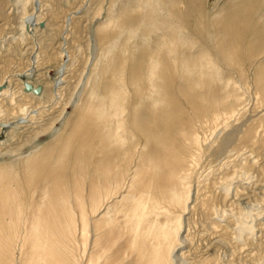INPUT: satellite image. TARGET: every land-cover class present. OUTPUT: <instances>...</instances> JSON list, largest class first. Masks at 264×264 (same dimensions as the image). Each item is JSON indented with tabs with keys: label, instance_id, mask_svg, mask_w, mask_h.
I'll return each instance as SVG.
<instances>
[{
	"label": "bare ground",
	"instance_id": "1",
	"mask_svg": "<svg viewBox=\"0 0 264 264\" xmlns=\"http://www.w3.org/2000/svg\"><path fill=\"white\" fill-rule=\"evenodd\" d=\"M141 1L138 10L143 14L136 21L142 25L149 43L132 44L129 35L120 42L116 26L111 28V33L96 28L109 46L107 51L103 49L102 62L97 60L102 64L96 83L81 105L76 104L78 101L74 103L76 112L73 118H67L68 128L64 126L63 130L62 125L54 128L51 140L41 141L35 151L25 155L19 170L0 163V264H216L223 261L212 260L206 248L203 251L207 256L204 253L205 256L198 260H194V256L187 259L190 250L186 248H192L189 245L193 242L186 225L198 224L194 222V215L197 211L203 212L201 204L206 206L208 202V197H201V187H205L203 182H206L210 188L211 181L206 173L210 174L211 170L204 172L208 162L204 166L203 163L220 137H216V132H225L229 121L243 112L245 104L241 103L244 99L233 84L234 79L223 77L222 68L209 51L211 48L198 43L193 33L198 30L197 26L191 32L186 22L176 21L177 10L185 11L179 8L180 0ZM251 3L247 0L246 6ZM114 9L112 12L118 11L120 16V9ZM162 9L169 11L165 13L170 16L161 17L158 11L163 13ZM242 9L248 11L247 7ZM258 14L253 15L251 22L259 20ZM185 16L182 18H188ZM33 18L29 17V20L33 21ZM123 23L130 22L126 19ZM233 23L228 25L229 31L242 25V22ZM224 27L227 30V25ZM220 31L206 33L207 38H227L226 32ZM258 31V44L264 45V13ZM240 36L237 34V39ZM224 43L220 40L216 45L222 49L217 52H221L219 55L222 54L230 67L234 64V54ZM255 60L260 75V82H255L261 86L259 89L256 85V88L260 90L258 94L264 96V59L260 55ZM96 72L92 70L89 74L97 75ZM4 85L0 84L2 93L7 90ZM29 91L37 97L43 93L39 89ZM180 100L189 104L190 111ZM24 108L20 111L24 112ZM261 132L254 130L256 135ZM256 135L255 138H259ZM234 136L229 132L222 144L227 146ZM254 136L249 131L245 142ZM241 149L235 148L233 155H228L229 152L228 159H231H225L227 163L221 165V169L230 168L243 154L246 155ZM238 164L240 171L233 167L234 175H226L215 185L212 182L223 189L218 194L223 195L224 191L231 194V186L238 190L245 188L242 185L245 180H250L249 171L255 162L247 164L250 168L246 161ZM195 182L196 188L193 187ZM257 189L264 192L263 187ZM224 196L222 200L230 199L228 195ZM210 198L213 197L210 195ZM227 199L223 201V210L220 209L222 206H212L209 199V213L216 215L218 225L200 217L203 223L198 224L197 230L210 233L208 239L213 245L221 244L226 235H232L233 242L236 239L240 244L244 237L247 242L246 237L254 234L255 223L251 225L247 221L251 211L227 209L228 205H224ZM234 201L231 202L239 205V201ZM231 202L229 208L233 205ZM230 217L235 218L234 232L227 228ZM260 218L258 223H261ZM222 221L228 222L227 225ZM228 244L230 246V242ZM227 254L231 256L230 252ZM232 261L229 259L230 263Z\"/></svg>",
	"mask_w": 264,
	"mask_h": 264
},
{
	"label": "rangeland",
	"instance_id": "2",
	"mask_svg": "<svg viewBox=\"0 0 264 264\" xmlns=\"http://www.w3.org/2000/svg\"><path fill=\"white\" fill-rule=\"evenodd\" d=\"M130 1H132V4H128ZM248 1L252 2L250 6H246L247 0H194V2L193 0H180L181 3L179 4V8L185 9V11L181 10L179 12L177 10V13L174 14L176 21L179 20L180 22L182 20L180 24L186 22L185 24L187 27H189V29L191 28V32L192 28L197 26L196 28H198V30L194 31L193 33L195 34V38L198 39V43H200L202 46L207 44V49L211 48L209 51L211 52V55L214 56V60L217 62V64L222 68L224 73L223 77L226 79L231 78L232 80L234 79V81H236L235 83L233 81V84L236 86L237 91H239L243 96L244 100L242 99L243 102L241 104H245V109H243V112L235 117L236 119L234 118V121H229V128H224L225 132H227L226 134H224L225 132L223 130H221L219 134L216 132L218 135H216V137L218 138L220 136L219 139H217L218 143L216 142L213 149L209 151L207 155L208 158L205 160L206 162L203 161V166L207 162L209 163L207 164L210 166L209 167L206 164L209 168H206V165L205 168H203L205 169L204 172H208V169L211 170V175L206 173L209 175L208 178H210L209 180L211 181V184L209 181H207L208 184L211 185L209 186L207 184L210 188L206 186V182L203 183L205 184V187L209 189L208 191L212 192L210 193L207 191V189H205V187H201V197L202 199L208 197V202L205 201L207 202L205 203L206 206L200 203L203 206H201L200 210L202 208L204 210L203 212L197 213V211L195 213L197 215H194V222L202 224L203 222L200 219L201 217L205 222L208 221L213 223V225H218L216 223V215L209 213L211 212L209 209L211 208L209 199L212 202V206L214 205L215 207L217 205V208L222 206L220 209L223 210V201L227 199L225 198L222 200L225 194L224 197H227L228 195V198H230L229 200L227 199L228 201L224 202L225 206H229V202H233V200H236L234 203H238L239 201V205L233 204L231 202L233 207L230 206L229 208L227 206V209L232 208L235 211H244V208H246L247 210L244 212L250 213L251 211V216L250 214L248 215L249 217H247V219H249L247 221L251 225L255 223L253 225L255 226L254 234H251L254 237L249 236L250 238L252 237L251 241L249 237H246L247 242H245L246 240L244 237V240L239 241L240 244H238L236 242L237 240L235 239V242L237 243L236 244L233 242L234 239L232 238V235H223L224 241L221 242V244L225 243L223 244L224 246H222L220 243H215L214 245L213 243H210L208 239L210 233H199L197 230L199 228L198 224H192L191 226L186 225V229L189 232V238L192 240L191 242H193L189 245L192 248H186L187 250H190V254L187 257V259L189 258L190 260L193 256L194 260H198L202 256H205L207 252H209L208 254L212 256V260L217 261L218 259H223L224 262L219 261L216 262V264H221V262L222 264H264V192H261V190L257 189L258 187H263L264 190V142H262L263 145L259 144L260 141H264V136L261 137L264 135V96H262V94H258L261 86H259L260 75L257 71V60H255L256 57L260 55H262V58L264 59V45H260L261 43L258 44V26L264 13V0ZM140 2L142 1L0 0V84L4 83V87L7 89L6 93H2L0 91V163L13 165L15 166V169L20 168L19 164L25 155H28L30 151H35V147H37L39 143L42 144V142H48L51 140V133L53 132L54 128L61 127V125L63 130L65 127L68 128L67 126L69 123L67 122L69 120H67V118H73L75 116L73 114L76 112V105L74 103L78 101L76 104L81 105L83 99L85 100V98L88 96L93 84L96 83L95 80L99 74L98 71H101V66L99 65L103 60V52L105 49V51H107L109 46V43L107 42L106 44V40L104 42V38L98 34V28L104 32L111 33L113 32L111 31V28L116 26L118 30L116 33H118L120 36V42L126 37V35H129L132 44L137 45L142 42L149 43L147 36H144V29L142 28V25L137 24L138 21H136V19L143 14L142 10H138ZM201 6L203 7L202 9ZM239 7L240 9H238ZM246 7L248 9L247 12L243 11L242 9ZM113 8H115L114 10H116V8L120 9V16L118 15V11L112 12ZM241 9L242 11H239ZM163 11L164 9H162V12ZM165 12L159 13L158 11V14L163 18L166 15V17L170 16ZM256 12L259 13L256 18H260L257 21L254 20L251 22L253 20L251 18H253V15H255ZM116 15L117 18L115 17ZM185 15H187L188 18L184 19L186 17ZM32 16L34 17L33 21L29 20V17ZM182 16L184 18H182ZM107 17L112 19L108 20ZM126 19L129 20L130 25L128 23L127 25L123 23V21ZM240 19H242V21H240ZM241 22V27H237L240 31L237 28L231 29L229 31V24L233 23L238 25ZM226 25L227 30L224 27ZM218 30H223L226 32L227 36L225 37L227 38L224 39V36L221 35L222 33H217V35L223 36L220 38L218 37V40L216 38L217 36H214L211 39L207 38L206 33H216ZM237 34L241 35L238 39ZM222 39H224L226 42L224 45L227 46L228 50L234 54V64L231 63L230 67L227 66L228 62L226 59H223L224 57L221 56L222 54L219 55L221 52H217V49L219 51L222 50L216 47L220 40L221 42H224ZM248 50H253L254 52L251 54L248 52ZM97 60H100L101 62ZM92 70L94 73L97 71L96 74H98H92L93 76L89 74L92 72ZM244 76L247 77L245 78ZM255 80L259 82L256 81V84ZM24 83H26V85ZM256 85L259 87V89L258 87L256 88ZM30 89L32 91L39 89L40 92L42 91L41 89H43L44 91H42L43 93L40 97H37L35 93L29 91ZM86 89L87 92H84ZM181 103L183 107L185 106L186 110L190 111L188 103L184 101H181ZM21 106L26 107L24 108V112L23 110L20 111L23 108ZM22 115L23 118H21ZM51 127L53 129H51ZM251 127H257L254 129L256 133L263 130L261 132L263 134L259 133L256 135L254 130H251ZM221 128L223 127H220V129ZM247 131H250L253 136L259 135L260 140H258V137L255 138L254 136L252 139H256V141L251 139L252 141H247L249 143L245 142L244 138L248 134ZM229 132L232 136L235 135L233 140L234 142H227V146H224L222 144V140L226 138ZM36 134L37 136H35ZM37 139L40 140L38 141ZM247 146H250L251 148ZM237 147L242 148L241 150L246 153V155L243 154L241 159H239L240 161L238 160L239 162L237 161L235 165H232L230 168L221 169V165H224L227 163V161H230L231 158L228 159V155H233L234 149ZM250 150H253V152ZM229 152L230 154H228ZM230 157H233L234 159V156ZM242 161H246V165L249 164V162H251V164L255 162V165L252 167L247 165L249 166L248 168L251 167L249 171L251 177H249L250 180H248V182L245 180L246 183L242 185L245 188L240 187L241 189L239 188V191L236 187L234 188V186H231L229 191L231 194L228 192L226 193L225 191H222L223 195L218 194L221 193L220 191L223 189H219L218 185H214L226 175L231 176L234 175L235 171H240L241 167L238 163H241ZM233 167L235 168V171ZM212 182H214V185ZM195 184L193 186L194 188L198 186L197 182H195ZM214 188L219 190L215 192L216 189ZM238 193H240V195H238ZM210 195L213 197L212 199L210 198ZM233 196L235 198L232 199ZM207 204L210 207H208ZM241 205L243 207L240 208ZM204 207H206L208 210ZM214 207L212 209H216ZM205 210L208 211V213H206ZM258 216L262 217L259 219L261 220V223L260 221L259 223L257 222L259 218ZM231 218L233 222L230 221ZM228 221L229 223L224 221H222V223L224 222L226 225L227 223L230 224L227 228L231 232H234L235 230L233 229L236 228L234 225L235 218L230 217L228 218ZM230 228L233 229L231 230ZM194 239L197 240L194 241ZM204 240H206L209 245L205 243ZM200 241L201 243H199ZM242 241L244 242V246H241L243 243ZM229 242L230 246H228ZM233 243L236 245H233ZM199 246H202L201 249ZM225 246H227V248H225ZM238 246L242 249L238 248ZM229 247L231 248V251H229ZM204 248H206V253L204 252ZM233 248H238L234 249L237 250V252H235ZM239 250L241 252L243 250L244 252L241 253ZM252 251H255V253ZM229 252L231 256L227 254ZM233 252L236 254H232ZM240 253L244 256L239 255ZM251 254L255 257H253ZM229 259L233 260L234 262L232 261L230 263Z\"/></svg>",
	"mask_w": 264,
	"mask_h": 264
}]
</instances>
